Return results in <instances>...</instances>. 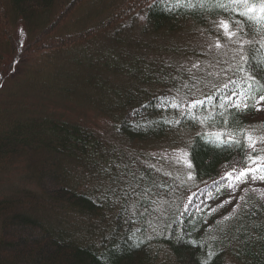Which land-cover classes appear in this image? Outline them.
<instances>
[{"label":"trees","instance_id":"trees-1","mask_svg":"<svg viewBox=\"0 0 264 264\" xmlns=\"http://www.w3.org/2000/svg\"><path fill=\"white\" fill-rule=\"evenodd\" d=\"M219 21L243 55L205 79ZM192 26L206 46L179 41ZM259 97L264 0H0V264H264V194L190 207L264 160ZM182 132L188 178L146 153Z\"/></svg>","mask_w":264,"mask_h":264},{"label":"rangeland","instance_id":"rangeland-1","mask_svg":"<svg viewBox=\"0 0 264 264\" xmlns=\"http://www.w3.org/2000/svg\"><path fill=\"white\" fill-rule=\"evenodd\" d=\"M83 21L84 20H82V22ZM82 22H80L79 25ZM218 25L220 26V28H218L220 30V34L217 40H213L211 48H209L208 53H206L207 59L204 60L203 58V60L201 61H199V58L195 59L196 63L199 64L201 62V67L207 69L204 71L205 79L207 75L212 72L208 70L207 65L217 69L215 72L218 73L217 75L221 79H223L229 74L227 69H232V64L242 59L243 55L242 47L244 44V40L240 38L239 40L237 39L238 37H236V33L230 30L226 21H219ZM208 38L209 37H207L206 35L200 33L199 28L195 30V26H192L189 29V33L182 36L179 41H186L190 43L193 47L196 46L202 48L203 46H206ZM99 47H102V50L104 49V52L107 49H105V45H100ZM75 49H78L79 51L82 50V48L80 47ZM86 51L87 53H91V55H93L92 48H87ZM166 72L170 73L172 72V69L169 68V70H166ZM209 76H215V74L211 73ZM114 84L123 85V82L119 81L118 83ZM118 88L121 87L118 86ZM226 100L228 103H231L234 106L244 107L248 102V95L243 91H233L230 96L226 97ZM256 105L258 107L264 108V97H259L256 101ZM65 114L69 118L76 117L75 113L72 111L70 112V110ZM96 120L100 123L106 121L102 117H98L96 118ZM187 137L188 135H186L185 132H182L179 135L171 134L166 139L160 142H156L158 144L155 145V147H151L146 150L147 155L148 151L154 155H160L156 156L157 160H154V164L159 165L163 169L158 166L157 170L168 169L174 174H177L181 177H189V172H187L189 160L187 149ZM253 147H255V145ZM159 158L164 164H160V161H158ZM257 158L258 159H256L249 167L244 169H237L234 172H230L226 175H223L220 178H217L212 182L206 184L205 186L198 188L192 196V202L190 207L197 211H212L218 206H225L227 203L232 202L238 192L241 191V193H243V189L250 188L254 190V192L264 194V160L259 159V157ZM129 167L134 169L133 165H129ZM14 172L15 171L12 172V177H16V174H14ZM71 174H79V171L74 172L73 170H71L70 175ZM125 179V177L121 179V176L119 177V179H116L114 187L116 188L118 193L125 188L129 189L128 184H126L124 181ZM101 181L102 183H107V181L105 180ZM88 182L89 185H92L96 183V180L90 179L88 180ZM129 207L130 206H128V208ZM233 261L234 260L228 258L227 264H236Z\"/></svg>","mask_w":264,"mask_h":264}]
</instances>
